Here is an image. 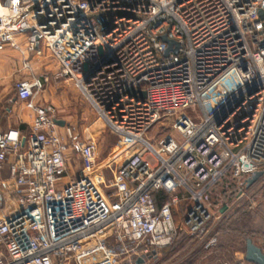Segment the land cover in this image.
Returning a JSON list of instances; mask_svg holds the SVG:
<instances>
[{"label":"built area","instance_id":"built-area-1","mask_svg":"<svg viewBox=\"0 0 264 264\" xmlns=\"http://www.w3.org/2000/svg\"><path fill=\"white\" fill-rule=\"evenodd\" d=\"M6 48L28 114L0 126V264H150L177 228L206 237L218 182L264 168V0H0ZM50 77L118 137L105 160L38 99Z\"/></svg>","mask_w":264,"mask_h":264},{"label":"rangeland","instance_id":"rangeland-1","mask_svg":"<svg viewBox=\"0 0 264 264\" xmlns=\"http://www.w3.org/2000/svg\"><path fill=\"white\" fill-rule=\"evenodd\" d=\"M0 57V125L19 126V116L26 118V109L16 98L14 84L23 77V72H18L17 63L12 59L16 57L14 51L6 48ZM33 68L35 72L51 73L53 63L47 59L36 60L33 61ZM46 83L38 96L53 102L57 116L65 119L75 133L81 136L91 133L99 144L98 162L105 160L118 145L116 134H112L90 111L70 80L50 77ZM172 133L176 134L175 131ZM147 158L153 162L150 156ZM79 166L75 156L71 159L65 179L75 176ZM7 173L8 167L3 165L0 174ZM210 201L212 218L206 237L201 238L189 234L184 228H177L173 241L149 257L150 264H221L223 261H234L243 256V240L246 236H251L264 253V173L248 187L240 186L235 181L218 182L212 190ZM184 206V201L178 204V214L175 215L178 222ZM211 236L215 240L207 244L206 239Z\"/></svg>","mask_w":264,"mask_h":264},{"label":"water","instance_id":"water-1","mask_svg":"<svg viewBox=\"0 0 264 264\" xmlns=\"http://www.w3.org/2000/svg\"><path fill=\"white\" fill-rule=\"evenodd\" d=\"M260 15H262V11H259ZM103 26V30H106L107 27L105 25ZM160 39L166 43V48L163 52L164 56L167 57L172 50L174 53L177 52L178 43H176L173 40L167 39L165 36H160ZM144 95V90L141 91V96ZM57 123L64 124L65 120L62 118H56ZM264 173V169L252 171L247 175V177L244 179V185L248 187L250 183L255 181L258 177H260ZM245 247L242 258L248 262H252L254 264H264V253L261 251V249L256 245L253 244V242L250 240V238H246L244 241Z\"/></svg>","mask_w":264,"mask_h":264},{"label":"trees","instance_id":"trees-1","mask_svg":"<svg viewBox=\"0 0 264 264\" xmlns=\"http://www.w3.org/2000/svg\"><path fill=\"white\" fill-rule=\"evenodd\" d=\"M228 182L232 183L233 181L232 180H228ZM152 197H153V200L156 204V209L158 210L160 208V205L163 203V201L166 199L167 195L165 194L164 190L163 189H159V190H155L152 192ZM246 238H250V240L253 242L251 236H246L243 240V244H244V241ZM173 241V240H172ZM253 244H255L253 242ZM168 246V245H167ZM258 246V245H257ZM166 247V246H164ZM164 247H161V248H164ZM244 247H245V244H244ZM244 247H243V252H244ZM260 248V246H258ZM261 249V248H260ZM262 251V250H261ZM156 251H153L152 254H154ZM151 254V255H152ZM243 259V258H242ZM246 261V260H245ZM247 263H251V264H254L252 262H248L246 261Z\"/></svg>","mask_w":264,"mask_h":264},{"label":"crops","instance_id":"crops-1","mask_svg":"<svg viewBox=\"0 0 264 264\" xmlns=\"http://www.w3.org/2000/svg\"><path fill=\"white\" fill-rule=\"evenodd\" d=\"M1 54H2V52L0 53V56H1ZM12 59H15L14 61L17 63V68H19V60L17 59V56L15 57V58H12ZM0 60H1V57H0ZM52 79V78H51ZM45 84H47V83H45ZM45 86V85H44ZM38 99L39 100H44L45 98H43V97H38ZM46 100V99H45ZM27 114H28V112H27V110H26V112L24 113V115H26V117H27ZM60 116V115H59ZM60 118V117H59ZM19 119H20V122L21 123H19V127H21L22 129H25L27 126H26V124H25V122L23 121V119H26V118H24V116H19ZM63 119V118H62ZM65 120V119H64ZM1 126V125H0ZM2 127V126H1ZM3 129H6V128H8V127H2Z\"/></svg>","mask_w":264,"mask_h":264}]
</instances>
